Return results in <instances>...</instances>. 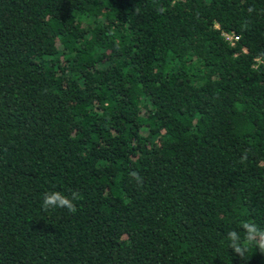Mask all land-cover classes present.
Returning a JSON list of instances; mask_svg holds the SVG:
<instances>
[{
    "label": "trees",
    "instance_id": "16d2710c",
    "mask_svg": "<svg viewBox=\"0 0 264 264\" xmlns=\"http://www.w3.org/2000/svg\"><path fill=\"white\" fill-rule=\"evenodd\" d=\"M243 221L264 0H0V264H264L229 248Z\"/></svg>",
    "mask_w": 264,
    "mask_h": 264
},
{
    "label": "clouds",
    "instance_id": "9594fccd",
    "mask_svg": "<svg viewBox=\"0 0 264 264\" xmlns=\"http://www.w3.org/2000/svg\"><path fill=\"white\" fill-rule=\"evenodd\" d=\"M160 11L163 12V9H160ZM131 175L136 176V173H132ZM136 178L139 180L138 176ZM75 198L76 193H73L72 199H69L58 191L46 192L43 195L41 207L45 211L52 208H66L69 212L75 213L76 208L72 202ZM240 227L244 230L243 238L236 231L228 232L227 240L229 241V248L240 257H243L249 247L254 245L260 253L264 254V227H260L251 221H243Z\"/></svg>",
    "mask_w": 264,
    "mask_h": 264
},
{
    "label": "built area",
    "instance_id": "2783aa9c",
    "mask_svg": "<svg viewBox=\"0 0 264 264\" xmlns=\"http://www.w3.org/2000/svg\"><path fill=\"white\" fill-rule=\"evenodd\" d=\"M222 36L224 37V39H225L226 41H228V42L230 43V45H231V43H232L233 40H236L235 37H231V36L226 35V34H222Z\"/></svg>",
    "mask_w": 264,
    "mask_h": 264
}]
</instances>
